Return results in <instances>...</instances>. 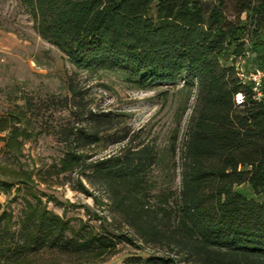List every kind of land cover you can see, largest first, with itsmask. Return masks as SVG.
<instances>
[{
    "label": "trees",
    "instance_id": "16d2710c",
    "mask_svg": "<svg viewBox=\"0 0 264 264\" xmlns=\"http://www.w3.org/2000/svg\"><path fill=\"white\" fill-rule=\"evenodd\" d=\"M23 3L37 34L76 69L120 73L143 90L178 81L187 92L195 90L174 163L178 189L157 187L154 173L169 160L153 143H129L118 155L86 163L82 152L120 124L110 114L89 111L84 116L89 125L63 136L65 154L57 174L79 171L132 231L128 242L168 252L129 257L126 264H264V82L257 97L234 64L245 56L249 38L253 49L264 50V0ZM259 59L264 62V55ZM17 119L11 113L1 117L0 132ZM13 134L20 135L16 128ZM242 185L255 198L235 190ZM38 225L10 256V249L2 248L0 264H23L43 248L63 253L83 248L62 229L57 232L56 224Z\"/></svg>",
    "mask_w": 264,
    "mask_h": 264
},
{
    "label": "rangeland",
    "instance_id": "374dc122",
    "mask_svg": "<svg viewBox=\"0 0 264 264\" xmlns=\"http://www.w3.org/2000/svg\"><path fill=\"white\" fill-rule=\"evenodd\" d=\"M253 42L247 39L245 56L234 62L238 73L264 68L259 59L264 50L253 49ZM194 93L182 81L143 90L120 73L78 70L37 34L23 0H0V118L8 113L18 118L0 132V256L2 248L10 249L8 257L24 244L39 222L56 224L57 232L62 229L83 248L69 253L43 248L23 264H126L129 257L166 255L165 248L128 242L133 233L109 211L105 194L79 171L57 174L56 166L65 154L66 132L89 125L84 118L89 111L110 114L120 124L82 152L86 163L118 155L129 143H153L169 160L154 173L157 187L178 189L174 163ZM14 128L22 135H12ZM124 135L125 142L113 144ZM235 190L255 198L247 185Z\"/></svg>",
    "mask_w": 264,
    "mask_h": 264
},
{
    "label": "built area",
    "instance_id": "2783aa9c",
    "mask_svg": "<svg viewBox=\"0 0 264 264\" xmlns=\"http://www.w3.org/2000/svg\"><path fill=\"white\" fill-rule=\"evenodd\" d=\"M238 76L243 81H248L253 86V91L256 93L257 97L262 96V86L264 81V69L262 68H254L250 73L247 75L243 73H239ZM237 102L241 101V96L237 95Z\"/></svg>",
    "mask_w": 264,
    "mask_h": 264
}]
</instances>
